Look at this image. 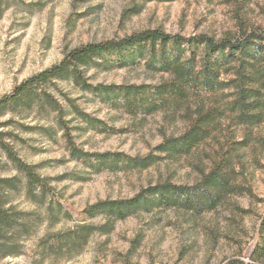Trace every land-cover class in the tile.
<instances>
[{"label":"rangeland","instance_id":"rangeland-1","mask_svg":"<svg viewBox=\"0 0 264 264\" xmlns=\"http://www.w3.org/2000/svg\"><path fill=\"white\" fill-rule=\"evenodd\" d=\"M252 27L264 28V0H0V97L86 43L146 29L218 39ZM86 74L92 84L105 85L168 77L139 66L91 68ZM43 87L64 106L63 95L105 123L109 130L98 132L65 116L75 143L88 152L144 156L164 135H178L187 126L164 112L131 116L113 109L69 80ZM53 117L22 103L0 111V140L49 187L41 203L27 200L22 175L0 148V177L20 179L8 195L13 227L0 239V253L2 240L6 247L14 242L15 253L0 257V264H264V150L253 140L233 151L242 193L224 196L210 211L151 205L120 219L87 209L100 201L130 199L157 182L194 183L200 170L210 167L216 145L225 144V132L188 155L162 158L146 169L95 173L70 158ZM232 131L230 140L247 133L241 127ZM251 133L264 136V127Z\"/></svg>","mask_w":264,"mask_h":264},{"label":"trees","instance_id":"trees-1","mask_svg":"<svg viewBox=\"0 0 264 264\" xmlns=\"http://www.w3.org/2000/svg\"><path fill=\"white\" fill-rule=\"evenodd\" d=\"M126 66H139L168 77L158 83L105 85L92 84L86 74L91 68L105 70ZM53 80H69L111 108L131 116L164 112L171 118L185 120L187 126L178 135H164L153 151L144 156L118 151H85L74 141L69 120L65 118L67 114L74 115L89 129L98 132L109 129L103 121L63 95L69 109L67 113L61 100L43 87ZM19 103L53 113V122L61 131L70 158L95 173L146 169L162 158L188 155L216 132H225V144L216 145L209 157L210 167L200 170V177L194 183L157 182L130 199L100 201L87 209L91 212L99 208L120 219L151 205L210 211L224 196L242 193L233 163L235 148L246 147L253 140L264 150V136L251 133L252 129L264 127V28H240L232 36L218 39L203 33L184 36L146 29L118 39L86 43L1 96L0 111L12 110ZM235 127L247 130L240 140L228 138ZM0 148L22 175L25 198L41 203L49 189L45 179L20 159L8 143L0 140ZM19 180L17 176L0 177V239H5L3 232L13 227V207L8 205V195L17 190L15 182ZM262 202L264 206V199ZM262 223L264 228V213ZM5 245L2 240L0 257L15 253L14 242Z\"/></svg>","mask_w":264,"mask_h":264}]
</instances>
